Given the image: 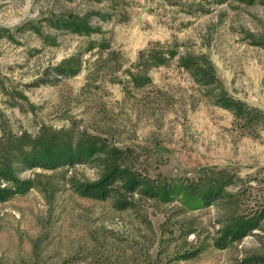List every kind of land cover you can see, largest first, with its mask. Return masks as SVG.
<instances>
[{"label": "rangeland", "instance_id": "1", "mask_svg": "<svg viewBox=\"0 0 264 264\" xmlns=\"http://www.w3.org/2000/svg\"><path fill=\"white\" fill-rule=\"evenodd\" d=\"M52 144L93 153L53 170L19 167L21 151ZM3 165L33 187L0 202V264L264 254V0H0ZM114 165L161 195L133 194L119 210L75 192ZM206 187L218 199L193 206ZM248 217L255 229L215 246Z\"/></svg>", "mask_w": 264, "mask_h": 264}, {"label": "trees", "instance_id": "2", "mask_svg": "<svg viewBox=\"0 0 264 264\" xmlns=\"http://www.w3.org/2000/svg\"><path fill=\"white\" fill-rule=\"evenodd\" d=\"M60 26L71 31H80L82 23L70 18L58 20ZM63 70V69H61ZM64 71V70H63ZM93 153L89 146L79 144L71 146L69 144H52L43 147H32L21 151L18 159L19 167L22 170H31L40 167L44 170H53L61 166H70L77 163L86 162ZM33 187L30 178L21 179L8 165L0 167V202L7 201L16 195H22ZM75 192L80 196L96 200L113 199V205L119 209H126L132 205V195L140 194L145 197H158L160 192L127 166L120 167L114 165L98 180L86 184H76ZM196 191V190H195ZM168 195L165 194V197ZM196 205H210L218 199L219 190L217 188L206 187L198 190L195 196ZM257 227V220L252 217L243 218L232 225L220 230L214 239L217 248H225L229 244L241 240L248 232ZM243 264H264V254H252L242 259ZM66 264V263H63Z\"/></svg>", "mask_w": 264, "mask_h": 264}]
</instances>
